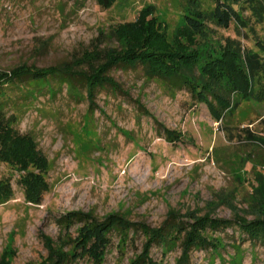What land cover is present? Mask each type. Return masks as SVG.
Returning a JSON list of instances; mask_svg holds the SVG:
<instances>
[{
	"label": "rangeland",
	"instance_id": "1",
	"mask_svg": "<svg viewBox=\"0 0 264 264\" xmlns=\"http://www.w3.org/2000/svg\"><path fill=\"white\" fill-rule=\"evenodd\" d=\"M222 1L116 0L104 9L96 0H0V69L70 62L97 37L101 47L116 46L112 28L135 20L146 5L154 6L172 41L191 4L210 12ZM233 7L244 22L233 17L222 27L209 20L210 37L235 38L260 52L264 20L256 22L240 4ZM108 74L120 90L99 88L91 106L78 78L72 90L53 81L54 93L32 82L0 86L4 111L15 116L20 132L35 138L49 162V188L40 204L25 201L18 173L0 162V178L10 176L14 190L0 204V260L6 254L10 264H40L47 256L42 235L61 243L55 219L71 211L98 218L118 213L153 227L171 212L256 217L252 184L256 172L264 177V72L253 83L258 98L242 100L219 121L186 87L147 76L140 65L114 67ZM166 129L180 137L169 139ZM209 235L218 240L216 250L193 249L190 264H264V245L236 227ZM142 241L137 233L121 252L113 236L101 264H128ZM180 251L179 242L165 252L155 245L151 255L159 264H176ZM76 264L93 263L84 258Z\"/></svg>",
	"mask_w": 264,
	"mask_h": 264
},
{
	"label": "trees",
	"instance_id": "2",
	"mask_svg": "<svg viewBox=\"0 0 264 264\" xmlns=\"http://www.w3.org/2000/svg\"><path fill=\"white\" fill-rule=\"evenodd\" d=\"M115 1L96 0V3L107 9ZM221 3H216L210 12L191 4L183 13L172 41L155 14L154 6L146 5L139 10L135 20L118 23L112 28L116 46L101 47L100 37H97L95 41L99 42H93L90 49L70 62L48 67L22 63L9 70L0 69V86L32 82L47 86L54 93L53 81L66 83L72 90L75 88L72 79L78 78L91 106L99 88L110 86L120 90L108 74L112 68L140 65L147 76L158 77L176 88L186 87L197 101L207 105L216 121L222 120L226 114H232L242 100L258 98L253 83L258 74L264 72V42L257 41L260 52L243 47L235 38L221 42L210 37L207 22L210 20L222 27H228L233 17L244 22L240 11L233 7V4H240L242 10L249 9L256 22L261 23L264 0H226ZM15 123V116L7 115L0 101V162L18 173L17 182L23 189L25 201L40 204L49 188L46 180L49 162L35 138L20 132ZM165 134L169 139L180 137L167 129ZM261 141L264 143L263 137ZM254 181L256 217L253 220L242 216L223 219L210 214L185 216L171 212L160 226L153 227L118 213L104 218L82 211L63 213L55 219L63 232L61 243L57 244L43 234L47 256L40 264H76L84 258L93 264H101L113 236L117 237V250L123 252L133 244L137 233L143 236L142 245L139 252L129 258L128 264H159L151 255L152 248L160 245L165 252L177 242L181 251L176 264H190L193 249L211 247L216 250L218 240L209 234L228 227H236L248 240L264 245V177L260 172L254 174ZM13 195L10 176L0 178V204L12 199ZM0 261L10 264L6 254Z\"/></svg>",
	"mask_w": 264,
	"mask_h": 264
}]
</instances>
